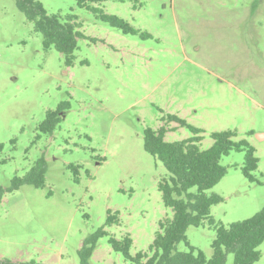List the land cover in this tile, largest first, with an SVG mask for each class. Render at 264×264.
<instances>
[{
	"label": "rangeland",
	"instance_id": "obj_1",
	"mask_svg": "<svg viewBox=\"0 0 264 264\" xmlns=\"http://www.w3.org/2000/svg\"><path fill=\"white\" fill-rule=\"evenodd\" d=\"M40 2L48 13L75 14L83 37L66 66L52 46L44 49L15 0H0V259L79 264L84 241L103 226L89 264H137L109 238L129 234L132 256L148 252L159 222L172 216L157 187L166 170L143 148L147 127L164 125L166 141L193 135L167 114L202 130L201 149L220 130H235V141L255 148L254 181L242 173L243 151L220 158L226 173L206 190L222 197L210 208L215 224L264 206V137L256 135L264 136V0L95 3L150 37L124 34L76 0ZM57 108L59 121L41 132L47 111ZM40 156L43 187L5 190ZM70 164L80 166L77 181ZM108 212L118 221L106 225ZM185 235L211 256L215 227L206 219ZM177 248L187 250L182 242ZM257 249L253 264H264V241ZM232 263L228 253L224 264Z\"/></svg>",
	"mask_w": 264,
	"mask_h": 264
},
{
	"label": "trees",
	"instance_id": "obj_2",
	"mask_svg": "<svg viewBox=\"0 0 264 264\" xmlns=\"http://www.w3.org/2000/svg\"><path fill=\"white\" fill-rule=\"evenodd\" d=\"M103 1L105 0H76V4L78 7L91 11L99 20L121 30L124 34L150 37L148 33H141L121 17L105 13L102 8L95 5ZM15 3L26 19L32 23L34 30L42 35L44 49L52 46L63 56L64 64L70 66L75 57L77 39L83 37L80 31L82 25L77 20V16L71 12L65 15L48 13L40 0H15ZM59 112V108L47 111L45 119L39 125V130L51 132L59 121ZM166 118L168 121H175L179 126L188 128L193 133L189 138L176 141L164 139L167 132L164 125L157 129L147 127L143 133L144 150L159 160L166 170V175L158 181L157 187L161 192L163 204L171 208L172 216L159 222L148 252L139 251L132 256L129 253L132 244L129 234L121 239L111 236L110 245L114 250L121 252L126 259L137 264H224L228 253L233 254L232 264H253L260 255L257 247L264 241V206L253 215L226 226L215 224L210 215V208L213 204L220 202L222 197L217 194L209 195L206 190L218 183L226 173V167L219 161L223 155L232 150L244 152L242 173L248 180L254 181L253 171L258 166L255 148L245 139L235 141L233 139L236 136L235 130H220L210 134L213 140L212 145L201 149L202 130L200 128L189 124L175 114H167ZM45 167V158L40 156L24 175L14 176L5 190L11 191L23 184H30L36 188L43 187ZM68 167L73 170L74 181H77L80 166L70 164ZM192 188L195 189L192 190ZM117 214V212H108L105 224L117 222ZM205 219L215 227L210 257H206L202 250L191 245L185 235L188 226L198 227ZM106 233L102 226L95 235L84 241L79 251V264H89L88 258L97 237ZM181 242L185 244L187 250L177 248ZM0 264L46 263L34 260L14 262L10 259H0Z\"/></svg>",
	"mask_w": 264,
	"mask_h": 264
},
{
	"label": "water",
	"instance_id": "obj_3",
	"mask_svg": "<svg viewBox=\"0 0 264 264\" xmlns=\"http://www.w3.org/2000/svg\"><path fill=\"white\" fill-rule=\"evenodd\" d=\"M257 138L262 139L264 136L262 134H256Z\"/></svg>",
	"mask_w": 264,
	"mask_h": 264
}]
</instances>
